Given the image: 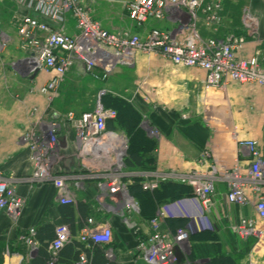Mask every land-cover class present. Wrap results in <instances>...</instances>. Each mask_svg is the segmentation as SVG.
Listing matches in <instances>:
<instances>
[{"label": "crops", "instance_id": "obj_1", "mask_svg": "<svg viewBox=\"0 0 264 264\" xmlns=\"http://www.w3.org/2000/svg\"><path fill=\"white\" fill-rule=\"evenodd\" d=\"M123 12L124 26L141 36L151 28L177 32L179 26L176 17L167 16L161 21L149 19L141 29H137L132 26L125 10ZM24 13L10 0H0V36L4 35L6 40L0 52V171L6 176L20 180L29 176V152L19 138L38 118L47 122L52 112L64 114L73 110L76 113L89 111L102 91L122 95L128 100L134 96V104L142 109L149 123L157 128L159 138L154 157L155 168L158 170L187 171L201 168L197 159L203 150L210 153L207 163L214 164L219 170L230 168L236 160L244 167L249 158L246 151L239 150L237 140H255L259 149L264 150L263 87L237 82H229L222 89L206 86L204 71L175 66L154 54L137 53L132 66L117 67L104 80L92 78L82 64L74 62L59 84L56 96L48 103L38 88L53 73L37 71L33 74L22 64L24 54L18 48L14 21ZM219 17L216 26H205L202 13L197 11L195 25L200 39L223 40L229 34L242 36L244 44L235 54L240 59H247L256 51H263L264 0H221ZM101 22V26L109 31ZM68 30L74 31L71 21ZM258 63L264 67L261 55L258 56ZM133 77L138 80H131ZM66 82L74 83L73 86L80 90L79 98L69 102L64 100ZM137 82L140 83L136 89H139V93L134 91L133 86ZM94 89L95 95L92 93ZM143 98L147 100L143 101ZM63 106L66 110L61 109ZM84 106L92 107L85 110ZM32 109H36V112L30 116ZM57 136L63 159L61 168L66 172L72 171L76 167L73 131L61 123ZM213 189V202L204 217L193 198L158 205L154 213L160 221V230L172 234L177 223H184L180 228H185L188 235L197 236L199 241L196 245L204 247L202 250L194 249L192 261L196 264L206 262L217 250L221 255L232 257L235 264H264V221L257 223L262 229L259 239L240 240L231 229L241 217L255 218L252 208L228 204L223 183H215ZM15 192L24 200V206L16 221L0 211V264H30L34 255H30L21 244L19 236L29 228H34L39 235L46 226L52 228L54 235V226L65 224L61 211L63 205L57 202L55 189L50 183L30 186L20 182ZM96 194L97 190L92 183L74 190V205L79 203L86 206L88 215L86 217V212L81 215L77 210L73 211L72 224H65L71 235H78L80 226L88 217L108 221L112 229L113 261L116 264H142L135 252L137 238L123 224L120 208L115 213L106 211L104 205L114 204L111 197L106 195L97 198ZM132 221L139 228L141 236L149 233L147 221L138 216L133 217ZM207 233L213 234L215 238L208 239L205 236ZM190 251L189 243L185 252L176 245L175 264H190L187 260Z\"/></svg>", "mask_w": 264, "mask_h": 264}, {"label": "built area", "instance_id": "obj_2", "mask_svg": "<svg viewBox=\"0 0 264 264\" xmlns=\"http://www.w3.org/2000/svg\"><path fill=\"white\" fill-rule=\"evenodd\" d=\"M10 2L25 11L16 20L18 48L24 54L22 64L27 65L31 73L32 70L53 73L38 88L48 103L56 96L59 84L74 62L82 64L92 78L104 80L115 68L132 66L139 52L157 55L175 66L204 71L206 86L222 89L229 82H237L264 88V67L258 63V56L264 59V49L247 59H240L235 54L244 44L242 36L229 34L223 40H202L197 33V11L202 13L205 26H216L220 21L221 0H130L124 5V10L132 26L137 29H141L149 19L161 21L167 16H174L179 21L177 32L151 28L143 36L127 29L117 32L105 30L91 16L88 5L94 0ZM69 21L73 23L74 31L68 30ZM5 42V36L1 35L0 52ZM104 93L98 94L89 111L52 112L49 121L38 118L21 134L19 141L28 149L31 172L20 180L0 171V211L13 221L18 219L24 206V200L15 192L20 182L30 186L50 183L60 205H74V190L92 183L97 190V198L111 197L114 204L104 205L106 211L115 213L120 208L123 224L137 238L135 252L142 264H175L174 249L176 245L182 248L188 243V231L185 228H178L172 234L167 230L162 231L160 221L155 216L147 220L149 233L141 236L139 228L132 221L133 217L138 216V204L129 195L127 186L134 179L139 180L143 191H153L165 182L189 186L191 198L198 203L204 217L213 202L214 184L223 183L226 186V202L239 207L250 206L255 215V218L241 217L232 227V232L240 240L259 239L262 236V229L257 223L264 221V150L259 149L255 140L236 142L239 150L246 151L249 158L244 167L236 160L230 168L219 170L214 164L207 163L210 153L203 150L197 159L201 168L187 171L155 168L129 172L123 165L127 150L126 136L105 126L106 121L114 119L116 113L100 103L99 98ZM146 100L143 98V101ZM128 102L131 103L132 99ZM35 112L36 109H32L30 116ZM61 123L74 134L76 167L69 172L61 168L63 159L57 140ZM140 128L148 138L155 142L158 140L159 131L149 123L145 114H142ZM85 148L94 154L103 153L105 163L96 166L89 153L84 152ZM95 150L99 152L95 153ZM35 233L34 228H29L19 236V241L30 255L35 254L38 245ZM54 236L48 250L55 259L58 251L73 237L65 224L54 226ZM76 239L81 243L103 246L105 259L114 260L112 229L108 221L88 217ZM78 264H86L84 254H80Z\"/></svg>", "mask_w": 264, "mask_h": 264}, {"label": "trees", "instance_id": "obj_3", "mask_svg": "<svg viewBox=\"0 0 264 264\" xmlns=\"http://www.w3.org/2000/svg\"><path fill=\"white\" fill-rule=\"evenodd\" d=\"M99 101L104 108L112 109L116 113L114 119L106 121V128L122 132L127 138V150L123 158L124 169L129 172L154 170L156 142L148 138L140 128L143 114L142 109L137 108L134 102L130 103L125 98L109 92L102 94ZM127 190L129 195L138 204V217L145 221L155 217L154 212L158 205L170 203L177 199L192 197V191L189 186L170 182L160 183L158 188L153 191H143L139 180L134 179L127 186ZM74 210H77L81 215L86 212V215L84 214L86 217L88 215L86 206H82V204L63 205L61 211L65 224H72ZM183 225L184 223H177L175 229L183 227ZM37 234L36 232L35 239L38 245L34 256L30 260V264H78L80 254L85 255L86 264H116L115 261L105 259L103 256V246L94 245L90 242L81 243L73 235L72 240L58 251L54 259L48 250L50 243L55 237L52 228L46 226L41 230L39 235ZM205 236L211 240L215 238L213 234L209 235L207 233ZM196 238L197 236L192 234L188 235L191 254L187 257V260L190 264H196L192 261L194 249H204L203 246L196 245V242L199 241ZM201 264H235V260L230 256L221 255L217 250L215 255L210 256L206 262Z\"/></svg>", "mask_w": 264, "mask_h": 264}, {"label": "rangeland", "instance_id": "obj_4", "mask_svg": "<svg viewBox=\"0 0 264 264\" xmlns=\"http://www.w3.org/2000/svg\"><path fill=\"white\" fill-rule=\"evenodd\" d=\"M128 1H130V0H94V2H92L88 5V7L90 8L91 16L97 20H100L99 22L102 21L101 23H103L104 26L107 29H109V31L117 32V31H120L123 29H127V30L131 31L130 28L126 27V25L124 26L125 15H124L123 11H124V5ZM14 22L16 24V20ZM142 54H144V53H142ZM131 80L137 81L138 79L133 77V79H131ZM73 85H74V83H73ZM73 85L71 82H68L65 85V88H64L65 91L64 92H66V91L67 92L65 93L66 97H64V100L66 102H69V100H73V98H76V97L79 98L80 97L78 95V91H80V90L79 89L77 90V87H75ZM139 85H140L139 82L133 84V86H135L134 91L139 87ZM76 91H77V93H76ZM136 92L139 93V89L136 90ZM92 93H93V95H95L96 90L94 89V91ZM119 96L126 99V97H124L122 95H119ZM130 98L132 99V102L135 101L134 96H132V97L130 96ZM126 100H128V99H126ZM87 101H88V99H87ZM136 107L138 108L139 106L136 105ZM64 108L65 107L63 106V108H61V109L66 110ZM90 108H87V106L83 107V109H85V110H88ZM99 151L102 152V149H100ZM99 151L95 150L94 152L98 153ZM131 233H132V231H131ZM112 241H113V238H112ZM182 249L185 252L187 250V244L185 246H182Z\"/></svg>", "mask_w": 264, "mask_h": 264}, {"label": "bare ground", "instance_id": "obj_5", "mask_svg": "<svg viewBox=\"0 0 264 264\" xmlns=\"http://www.w3.org/2000/svg\"><path fill=\"white\" fill-rule=\"evenodd\" d=\"M23 67H25L26 69H28L27 65H23ZM30 70V69H28ZM31 71V70H30ZM35 72V70H32V73ZM58 143H59V138L57 137ZM85 153H89V157L91 159V161H94V163H96V166H100L102 165L104 162V156L103 153H98V154H94L92 151H90L89 148H85ZM98 156V158H96V156ZM100 157V158H99Z\"/></svg>", "mask_w": 264, "mask_h": 264}]
</instances>
